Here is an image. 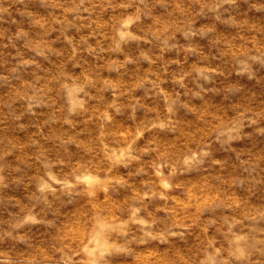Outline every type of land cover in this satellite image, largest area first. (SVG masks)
Segmentation results:
<instances>
[{
    "label": "clouds",
    "instance_id": "clouds-1",
    "mask_svg": "<svg viewBox=\"0 0 264 264\" xmlns=\"http://www.w3.org/2000/svg\"><path fill=\"white\" fill-rule=\"evenodd\" d=\"M0 264H264V0H0Z\"/></svg>",
    "mask_w": 264,
    "mask_h": 264
},
{
    "label": "rangeland",
    "instance_id": "rangeland-1",
    "mask_svg": "<svg viewBox=\"0 0 264 264\" xmlns=\"http://www.w3.org/2000/svg\"><path fill=\"white\" fill-rule=\"evenodd\" d=\"M31 6L35 7L36 5H31Z\"/></svg>",
    "mask_w": 264,
    "mask_h": 264
}]
</instances>
